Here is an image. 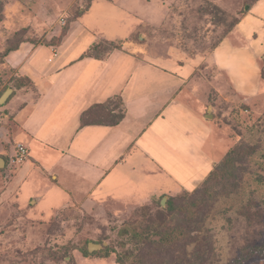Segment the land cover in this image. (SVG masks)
Segmentation results:
<instances>
[{"label": "rangeland", "instance_id": "obj_1", "mask_svg": "<svg viewBox=\"0 0 264 264\" xmlns=\"http://www.w3.org/2000/svg\"><path fill=\"white\" fill-rule=\"evenodd\" d=\"M93 1L0 0L1 97L8 88L30 86L21 74L27 69L32 47L55 48L69 27L77 34L73 45L80 48L89 36L100 37L104 39L91 53L112 51L118 56L100 73L82 61L66 66L42 92L47 94L37 102L36 116L29 115L33 102L26 100L20 89L15 88L7 101H1L0 264H264V54L259 59L261 90L249 97L227 86L226 69H214L206 59L255 0H140L143 3L134 17L100 4L91 5L92 15L82 13ZM148 2L159 6L158 16L143 14ZM258 7L264 8V3ZM252 10L248 24L256 35L253 46L258 48L264 25L260 26L257 8ZM237 31L228 36L240 35ZM137 46L147 47L155 57L193 61L179 98L194 114L204 105L203 119L210 121L203 123L209 127L212 122L207 145L215 146L210 148L216 154L215 165L192 188L157 195L143 205L111 199L91 204L89 197L76 193L63 199L62 190L55 188V177L47 170L55 171V163L43 164V156L33 153L35 139L63 149L68 141L77 143L72 137L78 128V114L91 101L97 104L82 122L109 123L119 118L122 97L115 95L104 102L99 85L124 84L120 76L126 79L131 72L123 71L120 63L126 60L125 52L135 51L132 48ZM16 50L20 54L11 61L20 65L14 69L7 56ZM229 58L224 67L234 68L239 80L249 81L248 91L253 89L254 64L242 52ZM94 74H99L98 81ZM38 78L30 76L40 91L43 87L36 84ZM59 92L74 96L63 101L56 95ZM66 106L69 113L60 123L59 115ZM50 112H57L59 125L43 130L37 118ZM97 136L107 138L103 132L95 139ZM19 145L26 148L27 158L18 157ZM27 162L33 166L40 163L44 177L37 172L31 177L24 173ZM90 243L97 246L90 250Z\"/></svg>", "mask_w": 264, "mask_h": 264}, {"label": "crops", "instance_id": "obj_2", "mask_svg": "<svg viewBox=\"0 0 264 264\" xmlns=\"http://www.w3.org/2000/svg\"><path fill=\"white\" fill-rule=\"evenodd\" d=\"M258 2L260 3L258 4ZM140 3L143 1L95 0L82 13L92 15L93 8L91 5L100 4V6H112L114 13L121 14L126 11L124 13L128 15L133 13L134 17L140 8ZM261 3H264V0H255L250 5L249 13L245 11V14H242L243 16L230 30V32L239 30L237 32L240 35H236L237 38L229 37V32L212 48L209 56L206 57L211 65L213 64L214 69L224 68L227 70H225L227 86L229 85L234 92L248 97L259 92L262 86L259 59L264 54V31L263 37L261 36V47H254L252 39L256 38V35L253 33V27L249 28L250 24H248V17L251 15V11H255L252 9L256 7L258 11L255 13L261 15L262 24L260 26L264 25V11H261L264 8L259 9L258 7ZM158 12L159 6L155 2H151L143 14L156 17ZM70 29V27L67 29L62 41L55 48L42 45L32 47L26 63L27 69L21 74V77L30 82V86H26L27 90L25 88V90H21L22 87L7 89L10 90L7 97L9 94L13 95V91L15 92V88H17L23 91L22 96H26L25 98H28L26 100H32L34 107L29 114L30 116H36L34 110L38 109L36 107L37 102L42 99L44 94H47L42 92L46 91V87L53 85L52 79H55V75L63 71L66 66L82 61L83 64H88L90 68L99 69L100 73L118 58V56L112 55V51L108 54L99 55H95L94 52L91 53V50L96 46L95 44L104 38L95 39L93 36H89L80 48L73 45L77 39L75 37L77 34L72 33L73 28L72 31ZM71 35H74L75 38L67 40ZM236 42L240 44H236ZM132 49L135 51L130 49L133 52H129L130 50L125 52L126 60L120 63L124 67L122 68L123 71L131 72L126 79H123V75L120 76L124 80V84L104 82L99 85V87L102 85L103 88L104 102L115 98V95L122 97V115L117 122L83 124L81 122L82 115L97 104H93L91 101L85 110L78 111V128L72 137L78 141L77 143L68 141L63 149L56 144L49 143V145L35 139L33 153L43 156V164L55 163V171L50 170V167H47V170L55 177L57 185L55 188L62 190V193L59 194L63 196V199L76 193L80 197H89L91 204H99L96 201L111 199L125 205H143L157 195L167 194V192L176 189L192 188L196 182L207 176L215 165L216 154L211 153V149H215V146L213 147L212 143L210 147L208 146L212 122L209 123L210 130L208 123H203L210 121L207 118L203 119V115H205L203 113L204 105L199 107V114H194L191 107L179 98L183 91L181 85L186 81L184 79L186 78L185 74L188 69L194 67L193 61L180 62L173 59V56L155 57L147 52L145 46H137ZM17 51L19 50L12 51L7 56L9 66L14 69L20 65V62L13 63L11 61L20 54ZM238 52L247 55L251 65L254 64L255 76L251 80L253 89L249 91L246 84L249 81L242 78V81L239 80L235 76L234 68L228 70L227 67H224L227 65L224 60L230 59V55ZM90 71L91 69H87L85 72L90 73ZM31 75L39 77L36 84L41 83L43 88L40 91L38 90L39 86L32 85ZM96 76V81H98L99 74ZM75 83L79 82L75 80ZM29 90L31 91L30 95H26L25 92L27 93ZM61 92L56 93V95L63 101L68 100L69 102V99L74 96V93L70 96ZM76 99L75 97L72 101ZM63 101L59 102V108L62 107ZM52 108L54 109V107ZM68 109L69 107L66 106L59 115L60 123L64 121V116L69 113ZM56 113L50 112L48 115H43L44 117L42 116L41 119L37 118L41 120L39 127L43 130L44 128L47 129L48 126H52L53 129L58 127L59 121L56 118ZM48 119L50 121H47ZM197 123L200 124L197 125ZM98 132L105 133L107 138L103 139L97 136L95 139L94 136ZM95 144L99 147H94ZM77 147L79 148L76 149ZM115 152L117 154L112 158L111 153ZM106 154L109 155L105 156ZM28 155H30V151ZM26 164L29 166L27 165V170L24 173H28L31 177L37 172L36 174L44 177L42 173L44 169L40 163L34 166L29 162Z\"/></svg>", "mask_w": 264, "mask_h": 264}, {"label": "built area", "instance_id": "obj_3", "mask_svg": "<svg viewBox=\"0 0 264 264\" xmlns=\"http://www.w3.org/2000/svg\"><path fill=\"white\" fill-rule=\"evenodd\" d=\"M17 155H18V157H20V159L26 158L27 150L23 145H19L17 147Z\"/></svg>", "mask_w": 264, "mask_h": 264}, {"label": "water", "instance_id": "obj_4", "mask_svg": "<svg viewBox=\"0 0 264 264\" xmlns=\"http://www.w3.org/2000/svg\"><path fill=\"white\" fill-rule=\"evenodd\" d=\"M9 91H10V90H7V91L4 93V95L0 98V103H1V101H4V100H5V98L7 97L8 93H9ZM207 117H209L208 114H207ZM2 163H3V161H2V159H0V166L2 165ZM162 202H163V199H162ZM96 246H97V244L90 243L89 246H88V249L91 250L92 248H94V247H96Z\"/></svg>", "mask_w": 264, "mask_h": 264}, {"label": "trees", "instance_id": "obj_5", "mask_svg": "<svg viewBox=\"0 0 264 264\" xmlns=\"http://www.w3.org/2000/svg\"><path fill=\"white\" fill-rule=\"evenodd\" d=\"M233 28V27H232ZM217 45V44H216ZM215 45V46H216ZM214 46V47H215ZM9 51H7L6 53H8ZM94 108V107H93ZM92 111V108H90V109H88L83 115H82V117H81V122H82V119H83V116H85V115H87V114H90V112ZM122 115V114H121ZM121 117V116H120ZM119 117V118H120ZM119 118H117L116 120H114V121H112V122H109V123H105V124H110V123H115V122H117V120L119 119ZM83 124H84V121L82 122ZM89 123H96V122H89ZM103 124V123H102Z\"/></svg>", "mask_w": 264, "mask_h": 264}]
</instances>
